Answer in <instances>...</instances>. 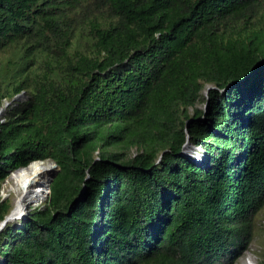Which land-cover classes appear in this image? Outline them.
Masks as SVG:
<instances>
[{
  "label": "trees",
  "instance_id": "16d2710c",
  "mask_svg": "<svg viewBox=\"0 0 264 264\" xmlns=\"http://www.w3.org/2000/svg\"><path fill=\"white\" fill-rule=\"evenodd\" d=\"M4 50L0 192L33 161L59 171L0 231V264H234L250 246L264 0H0ZM10 210L0 200V222Z\"/></svg>",
  "mask_w": 264,
  "mask_h": 264
},
{
  "label": "rangeland",
  "instance_id": "374dc122",
  "mask_svg": "<svg viewBox=\"0 0 264 264\" xmlns=\"http://www.w3.org/2000/svg\"><path fill=\"white\" fill-rule=\"evenodd\" d=\"M82 41L84 42L85 39H82ZM10 56H11V53L9 50L0 51V69H3V67L6 65ZM209 87L210 86H208V88ZM208 88L202 92V99L197 104L198 108H205L206 107V99L208 98V94H207ZM23 96L24 97L19 99V100H25L27 98V94L25 92H24ZM8 104H9V102L7 101V102H5L4 106L0 107V121L4 119V116L6 113V108H7ZM190 112L192 114L194 112V108H191ZM186 147H187V148H185L186 151L184 150L186 152V155L188 157H190L191 159H194L195 161L197 160V162L200 165L204 166L206 163L205 158L207 157L206 152H204V150L199 146L193 148L189 142H188ZM136 153H137V150H136V148L133 147L130 150V154L134 155ZM54 165H55L54 169L50 174V178H52V179L56 175V173L59 171V166H57L55 163H54ZM13 172H11V174ZM11 174L8 176V178L6 179V181L2 185V189L0 192V200H4V199L8 200L9 203L11 204V210H12L13 206H14V200H15L16 195H17V190L15 188V185L12 183ZM47 187H48V183H47ZM48 188H47V195L45 196V198L42 202H38V203L37 202H29L27 207L25 208V211L23 214H21L18 218L12 219L8 222L16 224V225H20L21 219L24 216H26L31 211V209H33L35 207L43 206L45 204L48 196H49V193H50L48 191ZM4 226L0 229V231L4 228ZM240 253H241V255L237 257L234 264H248L249 258H250L249 260H251L252 262H254L256 264H263V262H264V210H262L259 213L258 222H257V229H256V233L254 235V239H253L252 243L250 244V246L246 250L240 251Z\"/></svg>",
  "mask_w": 264,
  "mask_h": 264
},
{
  "label": "bare ground",
  "instance_id": "6f19581e",
  "mask_svg": "<svg viewBox=\"0 0 264 264\" xmlns=\"http://www.w3.org/2000/svg\"><path fill=\"white\" fill-rule=\"evenodd\" d=\"M54 166L50 159L36 160L11 174L12 183L17 190L11 215L16 216L14 219L24 213L29 202L38 203L44 200Z\"/></svg>",
  "mask_w": 264,
  "mask_h": 264
},
{
  "label": "water",
  "instance_id": "95a60500",
  "mask_svg": "<svg viewBox=\"0 0 264 264\" xmlns=\"http://www.w3.org/2000/svg\"><path fill=\"white\" fill-rule=\"evenodd\" d=\"M24 92H22V93H20L17 97H16V99H21V98H23L24 96ZM56 165H57V163L54 161V160H52ZM51 181H52V178L50 179V181H49V188H48V191L50 192V184H51ZM12 212H13V209L12 210H10V212L5 216V218L0 222V229L5 225V224H7V222L8 221H10V220H12V219H14L16 216H14V217H12L11 215H12Z\"/></svg>",
  "mask_w": 264,
  "mask_h": 264
},
{
  "label": "clouds",
  "instance_id": "9594fccd",
  "mask_svg": "<svg viewBox=\"0 0 264 264\" xmlns=\"http://www.w3.org/2000/svg\"><path fill=\"white\" fill-rule=\"evenodd\" d=\"M250 259V258H249ZM248 259V264H256L254 262H252L251 260Z\"/></svg>",
  "mask_w": 264,
  "mask_h": 264
}]
</instances>
